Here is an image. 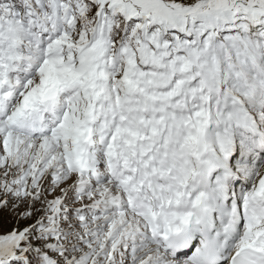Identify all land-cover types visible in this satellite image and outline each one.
I'll use <instances>...</instances> for the list:
<instances>
[{
  "label": "snow or ice",
  "instance_id": "1",
  "mask_svg": "<svg viewBox=\"0 0 264 264\" xmlns=\"http://www.w3.org/2000/svg\"><path fill=\"white\" fill-rule=\"evenodd\" d=\"M0 264H264V0H0Z\"/></svg>",
  "mask_w": 264,
  "mask_h": 264
}]
</instances>
